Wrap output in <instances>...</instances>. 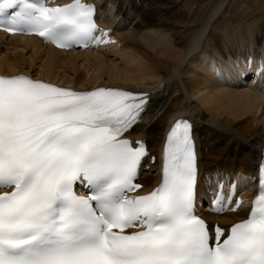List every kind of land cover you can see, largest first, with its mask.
Listing matches in <instances>:
<instances>
[{"label":"snow or ice","instance_id":"1","mask_svg":"<svg viewBox=\"0 0 264 264\" xmlns=\"http://www.w3.org/2000/svg\"><path fill=\"white\" fill-rule=\"evenodd\" d=\"M95 13L87 0H0V31L58 49L107 43ZM253 63L246 58L249 74ZM148 103L127 90L0 76V264H264V162L247 215L230 229L209 223L198 206L195 131L178 119L164 140L159 182L141 194L146 142L127 134ZM223 189L217 180L210 216L239 212L241 202Z\"/></svg>","mask_w":264,"mask_h":264},{"label":"bare ground","instance_id":"2","mask_svg":"<svg viewBox=\"0 0 264 264\" xmlns=\"http://www.w3.org/2000/svg\"><path fill=\"white\" fill-rule=\"evenodd\" d=\"M88 1L98 5V21L121 42V48L117 49L116 44L107 46L104 51L92 49L84 53H66L44 46L34 38L7 39L0 34V46H7V52L0 50V73H25L56 85L52 81L60 80L56 72L62 71L72 77V82L61 87L71 89L109 84L137 90V81L149 79L148 82L151 76V79H160L158 85L163 83L162 89L157 87L155 90L154 86L148 85L153 88L145 86L147 88L134 92L148 97L149 103L142 118L127 134L128 138L133 142L145 141L148 154L153 155L160 151L165 128L171 121L179 117L191 120L199 158V191H203L206 185V176L211 175V183L216 177H224L227 182L235 177L239 180L242 197L249 199L251 178L264 147V76H256V84L252 87L245 81L247 87H244L239 79L244 61L237 51L250 56L253 65H257L259 51L246 44L251 42V36L256 46L261 43L264 13L256 24V31L248 34L247 29L239 33L237 37L240 39L230 44L234 40V28L238 25L244 28L245 25L244 14L235 15L242 10L239 8L242 0ZM248 1L252 8L254 1L264 4V0ZM230 5L234 9L230 10ZM130 9L135 13L130 15ZM142 13H145L143 19L139 18ZM18 46L31 51L30 58L39 63L40 71L33 68L34 62L30 64L32 60L28 64V60L24 61L23 54L15 49ZM122 48L130 55L119 52ZM225 49L232 50L234 55ZM10 51H14L12 56L8 55ZM262 54L264 56V50ZM108 55H116L114 57H118L120 64L112 65ZM78 61L82 63L79 65ZM138 63L153 64L155 74H141L136 70ZM25 67L33 71L26 72ZM214 67L219 78L211 72ZM91 69L97 75L94 76ZM225 74L229 76V82ZM103 75H107L106 79L103 78L105 81L100 80ZM150 169L140 179L144 186H148L146 192L158 183L155 166ZM246 209L242 205L238 213L204 216L211 223L228 225L244 218Z\"/></svg>","mask_w":264,"mask_h":264},{"label":"rangeland","instance_id":"3","mask_svg":"<svg viewBox=\"0 0 264 264\" xmlns=\"http://www.w3.org/2000/svg\"><path fill=\"white\" fill-rule=\"evenodd\" d=\"M254 4H253V8L252 7H250L251 5H250V2L248 1V0H242L241 1V6H239V8L240 9H242L241 11H238L237 13H235V15H238V16H242L243 14H244V16H242L243 17V20H244V28L241 26V25H238L237 27H235L234 28V33H233V38H234V40H231L230 41V44H233L234 43V41L238 38V39H240V37H237V36H240V34L239 33H242V32H245V30L247 31V29H249L248 30V34H250V33H252V31H256V24L257 23H259L260 22V17L263 15V13H264V4L262 5V4H258V2H256V1H254L253 2ZM231 7H229L230 8V10L231 9H234V8H232V5H230ZM261 6L263 7V8H261ZM260 7V8H259ZM137 10H139V8H136ZM251 10V11H250ZM258 10V11H257ZM256 11V12H255ZM133 13H135V10H132V9H130V11H129V14L130 15H132ZM241 13V14H240ZM245 13H246V15H245ZM247 13H249V14H247ZM258 13H260V15H257ZM144 15H145V13H142V16L141 17H139V18H144ZM249 15V16H248ZM247 16V17H246ZM148 18H149V15H148ZM248 19V20H247ZM249 19H250V21H249ZM252 19H254V20H252ZM257 20V21H256ZM247 22V23H246ZM254 22V23H253ZM249 25V26H248ZM198 27V26H197ZM197 27H196V29H197ZM250 27V28H249ZM237 28V29H236ZM239 28H241V29H239ZM237 30V31H236ZM239 30V31H238ZM151 31H157V29L156 30H151ZM159 31V30H158ZM236 32L238 33V34H236ZM264 33V32H263ZM251 35H253V34H251ZM252 37L253 36H251V42L249 41V42H247V47L248 48H252V49H255V50H258L260 53H262V50H264V47H263V45H264V41H263V37H264V34H263V37H262V40H261V43L260 44H258L257 46H256V44H255V42H254V38H253V40H252ZM249 39H250V37H249ZM250 43V44H249ZM254 43V44H253ZM256 46V47H254V46ZM117 49H119V47L117 46L116 47ZM15 49L16 50H18V52H21L22 54H23V57H24V61H27L26 63L28 64L29 63V61L30 60H32L30 57H31V55H30V53H31V51H28V49H26V50H22V46H18V48L17 47H15ZM124 48H122V49H120V51L119 52H121V53H128L129 51L127 50V51H124L123 50ZM0 50L2 51V53L4 52H7V46H0ZM225 51H231V53L234 55V53H233V51L232 50H230V49H225ZM13 53H14V51H10L9 53H8V55H10V56H12L13 55ZM237 53H238V55L239 56H243L244 55V53L243 52H238L237 51ZM129 54V53H128ZM130 55V54H129ZM108 56H110L108 59H111L112 61H113V63H112V65L113 64H117V65H119L120 64V60L118 59V57H114V56H116V55H108ZM236 56V55H235ZM26 59V60H25ZM33 62H34V64H35V66L33 67L35 70H36V72H38V71H40V70H38V66H39V63H37V61H31L30 62V64H33ZM233 62H235L234 60H233ZM82 62L81 61H78L77 62V64H81ZM119 63V64H118ZM221 63V62H220ZM185 64V63H184ZM183 64V65H184ZM26 68V67H25ZM91 68H93V67H91ZM81 71H84L83 69H81V68H79ZM131 70H133V68H130ZM29 69L28 68H26V72L28 71ZM92 70V69H91ZM90 70V71H91ZM136 70L137 71H139L141 74H143V73H145L146 74V76H148V75H153V74H155V70H154V67H153V64H151V63H145V64H142V63H138V64H136ZM30 72L31 71H33V70H29ZM60 71V70H59ZM62 71H60V73H58V72H56L58 75H60V77H61V79L60 80H56V81H52V83H58V84H60V85H65V84H67V83H70V82H72V77L70 76V75H68V74H65V73H61ZM92 72H93V74H94V76H95V74L97 75V73H95V71H93L92 70ZM212 72V71H211ZM92 73L90 72L89 73V75H91ZM215 75V74H214ZM106 77H107V75H103L102 76V79H100V80H104V79H106ZM215 77L216 78H219L218 76H217V74L215 75ZM221 77V76H220ZM234 77H236V75H234ZM104 78V79H103ZM148 78H150V76L148 77ZM151 78H153L152 76H151ZM150 78V81H148L147 82V80H149V79H146L145 81L143 80V81H137L136 83H138V85H137V90L138 89H145V88H147L148 87V85H152V86H154V88H156L155 90H157L158 88H160V89H162V84H161V86H159L158 85V81L160 80V79H157V78H155V80L154 79H151ZM248 78H250L249 76L246 78V80H248ZM105 81V80H104ZM153 81H155V82H153ZM157 81V82H156ZM167 81L165 80V83H166ZM156 83H157V85H156ZM248 83L250 84L251 83V80L249 79L248 80ZM155 84V85H154ZM97 86H107V87H109V88H118V89H127V90H129V91H132V92H137V90H131V89H129V88H126V87H123V86H119V87H117V86H111V85H109V84H97V85H94V86H91V87H81L80 88V86H75V87H73V89H75V90H77V91H81V90H87V89H91V88H94V87H97ZM145 86H147V87H145ZM151 86V87H152ZM68 87H70V86H68ZM158 87V88H157ZM244 87H247V86H244ZM153 88V87H152ZM152 88H150V86L148 87V89H152ZM198 97V96H197ZM197 97H195V98H197Z\"/></svg>","mask_w":264,"mask_h":264}]
</instances>
